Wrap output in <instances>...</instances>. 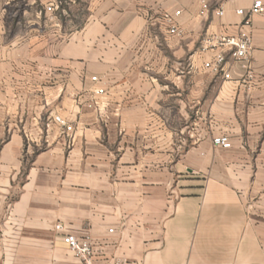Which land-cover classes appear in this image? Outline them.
I'll list each match as a JSON object with an SVG mask.
<instances>
[{
  "label": "crops",
  "instance_id": "obj_1",
  "mask_svg": "<svg viewBox=\"0 0 264 264\" xmlns=\"http://www.w3.org/2000/svg\"><path fill=\"white\" fill-rule=\"evenodd\" d=\"M208 2L0 0V264H84L65 235L92 264H264V13ZM240 31L249 90L203 67ZM176 224L193 251L145 244Z\"/></svg>",
  "mask_w": 264,
  "mask_h": 264
},
{
  "label": "built area",
  "instance_id": "obj_2",
  "mask_svg": "<svg viewBox=\"0 0 264 264\" xmlns=\"http://www.w3.org/2000/svg\"><path fill=\"white\" fill-rule=\"evenodd\" d=\"M202 11H209L208 0H193ZM220 1V0H218ZM264 13V6L261 0H253L250 9L247 11L239 9L236 14L243 18V27H250L251 16ZM181 15V11H175L173 14H164L163 20L169 27L171 35H179L180 30L175 24V19ZM217 16H222L223 12L219 9ZM215 51V55L209 61L203 63V67L213 76L222 81L236 80L239 86L249 90L254 80V73L251 67V56L253 52L252 41L247 31H240L236 36L215 35L204 41L201 51ZM92 82H97L96 77H91ZM94 95L103 94L102 89H96ZM95 105V104H94ZM57 124L63 129L65 135L73 133V126L60 119ZM70 137V136H68ZM72 138V137H71ZM70 138V139H71ZM215 146L228 149L230 143L226 137H217L213 139ZM63 242L74 258L84 264L92 263V243L88 238L77 239L73 235H65ZM158 264H227V263H158Z\"/></svg>",
  "mask_w": 264,
  "mask_h": 264
},
{
  "label": "rangeland",
  "instance_id": "obj_3",
  "mask_svg": "<svg viewBox=\"0 0 264 264\" xmlns=\"http://www.w3.org/2000/svg\"><path fill=\"white\" fill-rule=\"evenodd\" d=\"M56 121L60 120V118H55ZM54 120V121H55ZM148 233L146 234V237H148ZM195 239V232L194 231H180L179 228L176 225H173L170 229H161L155 232L150 233V238H146V243H155L156 246L162 247V250H167V245H171L172 248L168 249L173 251L174 253H177L181 250H185L187 252H191L194 250L193 244ZM147 248V247H146ZM228 248L222 249L217 248L216 251L219 252L221 255H227L228 254ZM252 259L256 258L253 256V254L250 255ZM92 264V263H91ZM149 264H156L155 262H151Z\"/></svg>",
  "mask_w": 264,
  "mask_h": 264
}]
</instances>
